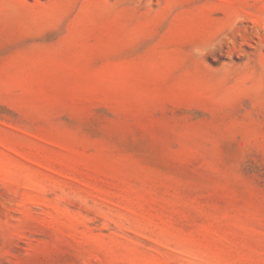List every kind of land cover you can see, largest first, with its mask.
I'll return each instance as SVG.
<instances>
[{
  "label": "rangeland",
  "instance_id": "1",
  "mask_svg": "<svg viewBox=\"0 0 264 264\" xmlns=\"http://www.w3.org/2000/svg\"><path fill=\"white\" fill-rule=\"evenodd\" d=\"M0 264H264V0H0Z\"/></svg>",
  "mask_w": 264,
  "mask_h": 264
}]
</instances>
